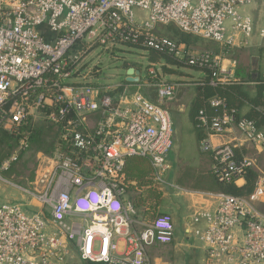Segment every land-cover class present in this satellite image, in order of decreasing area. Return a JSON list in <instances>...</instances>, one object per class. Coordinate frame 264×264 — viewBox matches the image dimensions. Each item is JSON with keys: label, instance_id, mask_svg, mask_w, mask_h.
<instances>
[{"label": "built area", "instance_id": "1", "mask_svg": "<svg viewBox=\"0 0 264 264\" xmlns=\"http://www.w3.org/2000/svg\"><path fill=\"white\" fill-rule=\"evenodd\" d=\"M253 2L0 0V129L17 137L0 169L36 149L32 177L22 185L7 181L21 197L0 204V264H173L154 257L152 248L175 243L174 218L137 206L144 187L125 166L132 156L144 157L151 186L162 196L167 188L180 189L168 178L175 127L167 104L186 81L166 78L150 62L138 82H101L100 61L87 66L86 55L130 45L208 69L214 87L226 84L235 78L236 60L156 28L171 24L230 49L247 48L256 26L243 8ZM258 35L264 39V27ZM210 104L223 111L211 118L200 111V148L211 155L218 182L241 185L247 171L257 169L243 144L264 150V129L237 119L222 98ZM39 127L51 133L45 150L32 146ZM226 134L231 137L213 142ZM202 195L207 202L195 206L183 226L199 244L196 264H264V212L256 205L264 201V172L248 196Z\"/></svg>", "mask_w": 264, "mask_h": 264}, {"label": "rangeland", "instance_id": "2", "mask_svg": "<svg viewBox=\"0 0 264 264\" xmlns=\"http://www.w3.org/2000/svg\"><path fill=\"white\" fill-rule=\"evenodd\" d=\"M193 46L195 49L207 48L198 44ZM253 53L254 50L250 47L238 49L233 52L232 59L236 60L237 64L239 63L240 65L248 66L251 64V56ZM149 54L150 51L145 49H139L130 45H120L119 48L114 49L113 51H106L103 48H97L95 53L91 52L86 55V61L88 62L87 66H93L94 63L99 60L104 74V79L101 80V82L107 80L115 83L126 81L127 69L131 66L141 70L142 77H144L148 65L152 62L149 58ZM156 62L166 78H171L173 80H191L199 79L204 76L203 71L184 65H171L164 58H159ZM230 65L231 63L228 64V66ZM168 68H173V71H167ZM142 91L147 93L149 90L143 89ZM149 93L155 98L153 92L150 91ZM167 107L175 124L174 144L169 155V159L173 163V174L170 176V180L173 181V179H175V171L178 170L181 173L184 172V175L177 180L180 185H204L205 181L202 180L203 177L201 171H203V164H205H202V162H204L203 158L206 157V153L200 148L198 130L190 120L189 110L187 109L186 112H178L170 108L169 104H167ZM48 137H51L50 132L46 133L47 142L49 141L48 139H50ZM35 150L36 149L34 148L32 151L23 155L22 158L17 163L13 164L8 170L0 169V204L21 197L20 191L8 182L22 185L32 177L36 165ZM248 154L252 157H258V167L264 172V152L259 154L251 149ZM133 158L137 161L139 168L146 170L147 167H150L148 159L140 156H135ZM209 177L212 178V175H209ZM170 190L172 192L171 196H161L160 201L152 198L147 199L144 206L149 207V210L154 211V213H157V211H166L173 215L179 233L176 234L179 243L175 248L173 246L168 247L170 245H165L159 246V249H157L156 246L152 248V251L155 255H159L164 259H169V261L175 262L176 264H187L188 260L191 259L193 250L196 249L199 244L193 236L187 238L185 233L181 231L180 221L181 217L190 215L193 210L192 207H188L187 204L175 197L174 193H177V191L182 192L181 190L167 188L168 193ZM148 201H150L149 204H147ZM157 202L158 206L156 205ZM167 202H169L171 206H167ZM256 205L259 209L264 211V203L262 204V202H259ZM148 215L150 214L148 213ZM73 262L72 264H85L78 260Z\"/></svg>", "mask_w": 264, "mask_h": 264}, {"label": "trees", "instance_id": "3", "mask_svg": "<svg viewBox=\"0 0 264 264\" xmlns=\"http://www.w3.org/2000/svg\"><path fill=\"white\" fill-rule=\"evenodd\" d=\"M156 33L176 41L184 42L193 48L195 44L202 45V47L207 48H200V50H209L215 54H222L224 57L232 58L233 52L238 50L230 49L202 37L183 32L171 24L157 26ZM149 58L152 62H156L159 58H164L171 65H183L173 57L155 51H150ZM167 71L172 72L173 68H168ZM203 72L204 76L199 79L186 81V85L183 86V88L186 86L192 92V98L188 106L189 117L198 130L199 139H202L205 135V129L198 120L200 111L204 110L209 118L223 111L221 107L211 106L210 101L214 97L222 98L226 103V110H234L237 119H253L259 127L262 128L264 126V82L259 77L254 76L251 64L246 66L238 63L235 69V78L229 83L219 84L215 87L210 85L209 70L204 69ZM47 132L48 128L46 127L36 128L32 139V146L42 150L50 146L52 144L51 141H46ZM16 147L17 137L6 130L0 129V162L7 158ZM242 151L244 152V150ZM237 152L240 154V150ZM133 157L135 156L130 157L126 161L125 170L131 179L136 180L139 186L144 187L143 195L137 198V206H142L147 199L151 198L160 201L162 193L151 186L153 183L150 177L152 172L151 165L146 170L139 168L137 161ZM211 175L212 178L208 177L209 188L207 192H226L234 195L248 196L254 189L259 171L258 169L250 168L245 174V182L241 185H237L235 182L223 184L218 182L213 174ZM156 205L158 206V202Z\"/></svg>", "mask_w": 264, "mask_h": 264}, {"label": "crops", "instance_id": "4", "mask_svg": "<svg viewBox=\"0 0 264 264\" xmlns=\"http://www.w3.org/2000/svg\"><path fill=\"white\" fill-rule=\"evenodd\" d=\"M243 11L245 13H247V14L252 15L254 17V19H255L256 30H255V34L253 36L252 45L249 46V47L252 50H254V53L251 56V60L253 61V59L255 57H257V59H258V67H257V69H254L252 61H251V66H252V70L254 72V76H257V77H259L262 80V77L264 76V53H263L264 52V50H263L264 49V39H261L259 37L258 32H259V29L262 28L263 25H264V0H254V2L251 5H249L247 7H244ZM249 47H247V48H249ZM173 74H175V73H173ZM181 80H184V79H181ZM185 81H187V80H185ZM191 98H192L191 90L189 88H187L186 86L184 88L182 87L181 90L179 91L178 95H177V98L175 100L169 102L170 108H172V109H174V110H176L178 112H186V110L188 109L189 102H190ZM262 128L264 129V126ZM174 137H175V134H174ZM230 137H231V134H226L224 137L216 136L212 140H213L214 143H219L223 139H227V138H230ZM251 149L255 150L259 154L264 152V150H256V149H254V147H252V145H250L248 142H245L243 144V150H244L245 153L248 154L249 150H251ZM249 156H251V155H249ZM253 158L256 160V168L259 171H262L258 167V157L256 156V157H253ZM203 160H204V162H202V164L203 163H205V164H203V169H202L203 171H201L202 172L201 175L203 177L202 180L205 181L204 185H196V184H183V186L180 185L177 182V180L181 176L184 175V172L181 173L178 170L175 171V179H173V182L176 183L179 186V188H180L179 190L182 191V192H178L177 191V193H174L175 197L178 200L182 201L183 203L187 204L188 207L189 206L192 207L193 211H194V207L195 206L207 202V199L202 194H204L205 192L208 191V188H209L208 187V183H209L208 182V177H209V175L212 174L213 162H212L211 155L209 153H206V157L203 158ZM169 162H170V166L171 167H170V171H169V174H168V178L170 179V176L173 174V172H172L173 163L170 161V159H169ZM241 183H243V182H241ZM168 195L169 196L172 195L171 190L169 191V193L167 192L163 196H168ZM263 203H264V201L262 202V204ZM167 206H171V204L169 202H167ZM190 215H187L185 217H181L180 227H181V231L182 232H183V226L185 224V221L189 218ZM174 222H175V227H176L175 234H179L178 230H177V225H176L175 218H174ZM178 243H179V241H178V237H177L175 243L170 245V246H168V247H172L173 246L175 248V246ZM157 249H159V247ZM200 256H201V252L199 250H195L194 249L193 252H192L191 259L188 260L187 264H196V262L198 261ZM154 257H157L160 261H163V262H170V263L176 264L175 262L169 261V259H164V258H162L159 255H155V253H154ZM70 264H72V262Z\"/></svg>", "mask_w": 264, "mask_h": 264}, {"label": "water", "instance_id": "5", "mask_svg": "<svg viewBox=\"0 0 264 264\" xmlns=\"http://www.w3.org/2000/svg\"><path fill=\"white\" fill-rule=\"evenodd\" d=\"M252 63H253V68L257 69V67H258V59H257V57H255L253 59ZM133 74H135V76H133ZM139 75H140V70L135 69L134 67H129L127 69L126 80L130 81V82H138L139 79H140Z\"/></svg>", "mask_w": 264, "mask_h": 264}]
</instances>
